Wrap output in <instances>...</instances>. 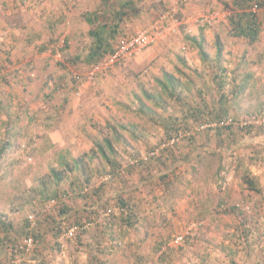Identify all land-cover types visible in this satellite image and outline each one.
I'll return each mask as SVG.
<instances>
[{"label": "rangeland", "instance_id": "obj_1", "mask_svg": "<svg viewBox=\"0 0 264 264\" xmlns=\"http://www.w3.org/2000/svg\"><path fill=\"white\" fill-rule=\"evenodd\" d=\"M161 1L133 0L143 13L124 22L115 48L143 30L153 41L90 78L94 65L84 55L71 60L91 42L83 14L101 13L106 0H0V147L11 134L0 160L2 231L19 246L30 215L36 223L34 250L0 245V264L17 257L20 264H264V40L232 34L234 0ZM59 8L69 27L86 31L41 53L40 43H51L42 29ZM191 36L202 37L207 59ZM231 43L239 50H228ZM165 72L175 76L174 90L159 82ZM200 108L201 116L190 114ZM186 114L190 136L168 145L165 124ZM118 196L131 199V226L121 220ZM77 222L84 226L70 236Z\"/></svg>", "mask_w": 264, "mask_h": 264}, {"label": "trees", "instance_id": "obj_2", "mask_svg": "<svg viewBox=\"0 0 264 264\" xmlns=\"http://www.w3.org/2000/svg\"><path fill=\"white\" fill-rule=\"evenodd\" d=\"M255 2L257 3L260 7L264 6V0H236L235 1V6H237L238 8L240 7L241 9H239V11H237L236 13H231L228 16L229 19V23L230 26L232 27L231 31L233 32L232 34L240 37V38H244L247 41H249V43H254L259 39L260 36V24L261 22L259 21V17L257 15V12H253L251 10H249V8L252 6V3ZM250 6V7H249ZM104 9L101 13H90L88 15V19H87V23H89L90 25H92L88 35L91 39V42H89V44H86V47L83 48L80 53H79V57L77 59H80V57H82L81 55H84V60L86 61L87 64L89 65H96L98 64L100 61H102V59L109 53L114 52L115 49V44L117 43L120 34L124 31V19L125 15H126V8L129 9V11H134L135 6H134V2L133 0H127L125 3L122 2V0H117V3H111L109 0H106V3L104 5ZM87 17V16H86ZM191 39H193L196 42L199 54L201 55V57L203 59H207L208 53L207 51L204 49V42L202 40V37H194L191 36ZM49 45V44H47ZM85 49V50H84ZM44 50L43 48L40 49V51ZM219 53L221 54V50L219 51ZM74 58V60L71 61L72 64L76 63V60ZM166 80L165 83L161 82L163 84V86L165 88H170L171 90H174L175 87H172L175 81V76L171 73L165 72L164 73V81ZM170 84H172V86H170ZM221 87H224V85H221ZM226 96V95H225ZM227 97V96H226ZM202 112H204V109H195L193 110V112H190L191 115L194 116H201ZM228 110H224L222 112L217 113V118L216 120L221 121L223 118V114L225 115V113H227ZM183 121V122H182ZM184 121H188V114H186L184 117H182L181 121H177L175 119V123H166L165 124V129L167 130V139L171 138L173 135H177L178 133H180L181 131H189L191 128L190 123L184 122ZM10 129L7 128L6 131L8 133V135L10 134ZM219 131L222 130V127H220L218 129ZM113 132H116L115 130H113ZM250 135V134H249ZM11 136V134H10ZM9 136V139H6L1 147H0V160L2 158L5 157L9 146H10V140L11 137ZM190 136V135H189ZM115 139H119V135L116 134ZM191 140L194 139V136L191 135ZM239 139L237 137H235V141H238ZM106 141V145L107 147H110V149H112V143L110 141V139H105ZM237 143V142H236ZM100 146V151L103 153V155L105 154V150L104 147L102 145ZM167 150H171V147H169ZM151 153L153 151H150ZM162 157V160L164 161V157L161 156H157V155H151V160L152 159H157V158ZM135 158V157H134ZM137 158V157H136ZM136 163L138 161H140V158H137ZM140 159V160H139ZM159 160V159H158ZM81 159H75L74 160V167H77L80 164ZM110 162L113 165L114 168V172L117 171V169L119 170L120 168V164L117 161L114 160H110ZM143 161H140L139 163L141 164ZM72 169V168H71ZM53 174L54 177L57 180H62L63 175H62V171L60 170H55L53 169ZM164 178V175L162 176ZM247 182L249 184V188L251 189H256L257 185L254 179L252 178H248ZM105 184L101 185L100 187L102 188ZM100 190V189H99ZM94 193H98L97 190H94ZM100 196H102L101 193H98ZM98 196V195H97ZM101 198V197H99ZM131 199H127L124 198L123 196H118L117 197V206H118V211L120 213H122V222L124 224H127V226H131L134 224V218L136 216V212L134 210V206L131 204L130 202ZM108 203H109V199L108 197L105 198L104 201V206H105V211H108L111 213L113 211V208L108 207ZM65 212H67V210H63L62 214H64ZM78 224H80L81 222H77ZM243 225H245V223H242ZM83 225V224H81ZM84 226V225H83ZM6 227L8 228L6 222L4 220L0 219V245L1 246H8L9 243L11 242H15L16 239L14 237H11L10 235L6 234L5 232L2 231V228ZM246 228L243 229L244 233L247 235V231ZM80 231V230H79ZM82 233V232H81ZM10 236V237H9ZM165 239L163 241H159L155 247L156 250H158L159 248H161V246L166 242H164ZM166 255L162 256L163 258L169 256L170 254L168 252H164ZM163 253V254H164ZM94 258L98 260L97 255H94ZM138 263H142L143 262V257H138L137 259ZM98 263V262H97ZM95 263V264H97ZM103 264V263H101Z\"/></svg>", "mask_w": 264, "mask_h": 264}, {"label": "built area", "instance_id": "obj_3", "mask_svg": "<svg viewBox=\"0 0 264 264\" xmlns=\"http://www.w3.org/2000/svg\"><path fill=\"white\" fill-rule=\"evenodd\" d=\"M241 9L240 7L238 8V10ZM251 11L253 12H257L259 9V6L254 3V5L250 8ZM153 35L151 34L150 30H143L141 32L136 33L135 35L132 36H127L125 38H123L120 43L117 45V47L115 48L116 50H114V52H112L110 55H108V57L106 59H103L102 61H100L98 64L94 65V69L92 72L89 73L90 78H94L97 75V71H105V70H109L111 69L115 63L131 57L133 54H135L138 51L143 50L145 47H147L151 41H153ZM80 77L77 76V80ZM190 131H181L180 133H178L177 135H174L173 137L169 138L168 141V145L169 144H174L175 142L179 141L180 138L184 135H189ZM166 144L164 143L163 146H165ZM156 151H153L152 154H155ZM88 191L87 188L84 189V193H86ZM52 202L56 203V201L52 200ZM243 209L245 210H250V207L246 206L243 207ZM34 216L30 215V229H29V234L22 240L21 243H19V246H17V243H9L8 246H10L12 249V251L17 252L18 251H22L23 253L26 252H30L33 251L36 245V239H35V232H34V228H35V222H34ZM83 225H79V224H74L73 226H71L67 232V234H69L70 236H73L76 232H78L79 230H82ZM185 234L184 235H179L174 239V242L177 244L182 243V240L184 239ZM171 245V243H170ZM20 260L21 257H17L14 260H11L9 262V264H20ZM36 261V260H35Z\"/></svg>", "mask_w": 264, "mask_h": 264}, {"label": "crops", "instance_id": "obj_4", "mask_svg": "<svg viewBox=\"0 0 264 264\" xmlns=\"http://www.w3.org/2000/svg\"><path fill=\"white\" fill-rule=\"evenodd\" d=\"M127 0H122V2H126ZM234 1H236V0H234ZM170 3V2H169ZM169 3L167 2V0H163V1H161V5L163 4L164 5V7L165 6H168L169 5ZM134 6H135V4H134ZM58 12L60 13V14H58V16L57 17H51L50 18V20H48V22L46 23V25H44V27H43V29H42V31H43V33L45 32L46 34H47V36H49L51 39H53V40H51V39H49V41L51 42V43H47V44H51L52 45V47H54V48H52L53 50L54 49H56V48H66L69 44H71L72 42H73V39H75L76 37H78V35H80V34H83L82 32H84V31H86V29L84 28V27H80V28H74L76 25L75 24H73V27H69L70 26V24H68L67 22H66V12L64 11V10H61L60 8H59V10H58ZM57 12V13H58ZM81 13V12H80ZM141 13H143L142 12V9H141V11H134L133 13L131 12V11H129V9L128 8H126V15H125V18L124 19H128V20H131L132 18H134L136 15H139V14H141ZM84 14H85V16H84ZM83 14V16H82V18L84 17V20H86V22H87V19L89 18L88 17V15L90 14V13H88V12H85ZM257 15H258V19H259V21L261 22V24H260V28H261V31H260V36H259V39L256 41V42H258L260 39H263L264 40V6H261L260 7V10H259V12L257 13ZM87 16V17H86ZM79 17H80V15L78 16V18H77V21L79 22ZM87 18V19H86ZM126 20H124V21H126ZM64 21H65V23H64ZM65 24H67V25H65ZM63 25H64V27H63ZM72 26V25H71ZM91 26V25H90ZM29 28V26H27L26 27V29H28ZM92 28V27H91ZM90 28V29H91ZM32 29H33V27H32ZM89 29V28H88ZM90 29H89V31H90ZM47 31H49V32H51V34H49V33H47ZM39 32V31H38ZM38 34H40L41 35V33L39 32ZM34 34H32V35H30V36H28L27 38H26V40H24L23 42H21V44L22 45H24L25 43L27 44V45H25L26 47H28L29 45H31L30 43H29V41H32V39L34 40ZM39 38V37H38ZM11 40H9V42H10ZM65 41V46L63 45L62 47H61V43L62 42H64ZM230 42H232V40H229ZM255 42V43H256ZM31 43H33V42H31ZM1 44V43H0ZM34 44V43H33ZM33 44H32V46H33ZM42 43H40V46H39V51H40V49H44V50H42V51H40L41 53H45V52H47L48 50H49V48H48V46H47V44H42ZM254 44V43H253ZM10 46H12V44L10 45ZM240 45L238 44L237 45V47L235 46V44H233V43H231V45H229V46H226L227 48H228V50H230V49H233V50H239V47ZM8 47H9V45H8ZM225 54H228V52H226L225 51ZM81 56H83V55H81ZM79 57V53H77V55H75V57H71L72 58V60H74V58L75 59H77ZM71 60V61H72ZM79 59H77L76 60V62L78 61ZM261 69V68H260ZM253 70H258V69H256V68H253ZM262 70V69H261ZM230 73V72H229ZM161 83V82H160ZM162 84V83H161ZM244 88V85H242V87H241V90ZM260 142H264L263 140H260ZM202 148H204V147H202V146H199L198 147V149H197V151H200ZM185 154H187V156L188 157H190L189 156V153H186L185 152ZM192 155V154H191ZM171 171V169H168V172H170ZM110 196L111 197H113V195H111L110 194ZM109 196V197H110ZM108 197V196H107ZM184 207H187V208H191L190 207V205L189 204H185L184 205ZM78 208L79 209H82L83 208V205H79L78 206ZM205 211H207V208H205Z\"/></svg>", "mask_w": 264, "mask_h": 264}]
</instances>
